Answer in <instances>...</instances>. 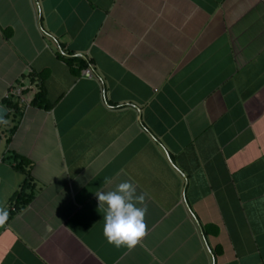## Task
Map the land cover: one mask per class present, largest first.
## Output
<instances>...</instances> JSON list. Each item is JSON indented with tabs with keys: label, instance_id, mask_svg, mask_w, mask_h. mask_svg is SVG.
<instances>
[{
	"label": "crops",
	"instance_id": "crops-1",
	"mask_svg": "<svg viewBox=\"0 0 264 264\" xmlns=\"http://www.w3.org/2000/svg\"><path fill=\"white\" fill-rule=\"evenodd\" d=\"M1 106L0 264H264V0H0Z\"/></svg>",
	"mask_w": 264,
	"mask_h": 264
},
{
	"label": "clouds",
	"instance_id": "clouds-1",
	"mask_svg": "<svg viewBox=\"0 0 264 264\" xmlns=\"http://www.w3.org/2000/svg\"><path fill=\"white\" fill-rule=\"evenodd\" d=\"M99 207H105L104 235L116 247L135 246L145 235L144 217L146 207H138L145 197L136 194V187L130 181L119 183L111 191L96 193ZM7 219L6 210L0 208V223Z\"/></svg>",
	"mask_w": 264,
	"mask_h": 264
},
{
	"label": "trees",
	"instance_id": "trees-1",
	"mask_svg": "<svg viewBox=\"0 0 264 264\" xmlns=\"http://www.w3.org/2000/svg\"><path fill=\"white\" fill-rule=\"evenodd\" d=\"M46 101V95H45V91L43 90V89H41L40 90V92L38 93V95L36 96V98H35V100H34V104L35 105H41V104H43L44 102ZM8 106L11 108V109H14V110H16V111H18L19 109H20V105H19V103H16V102H13L12 100L10 101H8ZM18 168L20 169V170H22V171H24V172H26V173H28L29 174V172H28V169H26V167H25V165L23 164V162H21L19 165H18ZM30 181H31V177H29L28 178V182H27V185H29V183H30ZM27 185H25V186H27ZM19 196H23L21 193L20 194H18V198H19V203H20V199H21V197H19ZM27 198H24L23 199V203L22 204H26L29 200H30V195H27L26 196ZM18 205V204H17ZM21 206V205H20Z\"/></svg>",
	"mask_w": 264,
	"mask_h": 264
},
{
	"label": "built area",
	"instance_id": "built-area-1",
	"mask_svg": "<svg viewBox=\"0 0 264 264\" xmlns=\"http://www.w3.org/2000/svg\"><path fill=\"white\" fill-rule=\"evenodd\" d=\"M83 74L87 77H93L94 76L93 70L90 68L83 70ZM23 91H24V87H22L20 85H12L10 92L7 95V98H10L12 95H18V97L22 96Z\"/></svg>",
	"mask_w": 264,
	"mask_h": 264
},
{
	"label": "water",
	"instance_id": "water-1",
	"mask_svg": "<svg viewBox=\"0 0 264 264\" xmlns=\"http://www.w3.org/2000/svg\"><path fill=\"white\" fill-rule=\"evenodd\" d=\"M9 112H10L9 109L6 108L5 106L0 107V128L3 122L5 121L6 117L8 116Z\"/></svg>",
	"mask_w": 264,
	"mask_h": 264
}]
</instances>
